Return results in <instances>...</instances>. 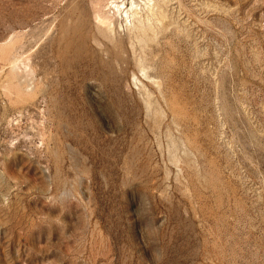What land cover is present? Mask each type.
Segmentation results:
<instances>
[{"label": "rangeland", "instance_id": "rangeland-1", "mask_svg": "<svg viewBox=\"0 0 264 264\" xmlns=\"http://www.w3.org/2000/svg\"><path fill=\"white\" fill-rule=\"evenodd\" d=\"M120 1L0 0V264H264V0Z\"/></svg>", "mask_w": 264, "mask_h": 264}, {"label": "bare ground", "instance_id": "bare-ground-1", "mask_svg": "<svg viewBox=\"0 0 264 264\" xmlns=\"http://www.w3.org/2000/svg\"><path fill=\"white\" fill-rule=\"evenodd\" d=\"M122 1H123V0L120 1V4H123V3H124V2H122ZM118 3H119V2H118ZM116 6H119V5L116 4ZM118 8H119V7H118ZM118 11H119V9H118ZM133 13H134V12H133Z\"/></svg>", "mask_w": 264, "mask_h": 264}]
</instances>
